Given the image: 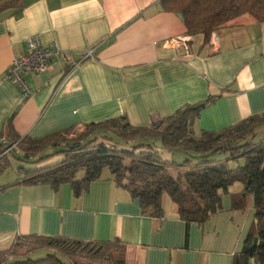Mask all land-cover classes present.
Instances as JSON below:
<instances>
[{
  "label": "crops",
  "instance_id": "1",
  "mask_svg": "<svg viewBox=\"0 0 264 264\" xmlns=\"http://www.w3.org/2000/svg\"><path fill=\"white\" fill-rule=\"evenodd\" d=\"M22 1L20 14L0 13V133L11 124L21 137H41L121 115L148 126L227 87L230 93L201 112L197 130L264 112V21L242 16L201 48L182 15L164 10L160 0ZM34 34L45 45L56 42L62 55L46 71L26 75L34 92L24 97L6 73ZM17 178L16 171L0 174V250L18 235H63L118 239L127 264H232L254 218L251 208L231 209L242 185L230 188L224 210L200 225L179 218L164 196L163 219L144 215L108 172L79 199L70 184L57 191L8 186Z\"/></svg>",
  "mask_w": 264,
  "mask_h": 264
},
{
  "label": "trees",
  "instance_id": "2",
  "mask_svg": "<svg viewBox=\"0 0 264 264\" xmlns=\"http://www.w3.org/2000/svg\"><path fill=\"white\" fill-rule=\"evenodd\" d=\"M164 10L179 12L188 35L209 44L212 34L242 17L264 21V0H160ZM22 0H0V13L20 14ZM230 87L197 103L186 104L148 126H135L126 116L85 124L84 133L68 135L76 128L41 137L19 136L9 124L0 133V174L12 167L9 155L34 164L17 167L11 185L46 184L57 191L70 184L77 199L94 181L108 172L115 184L138 199L142 213L165 217L163 196L177 205L179 218L203 225L224 210L223 198L240 183L232 197L233 210L254 211L251 228L232 264H264V112L220 129H196L201 112L227 93ZM11 120V119H10ZM16 144L8 148L3 138ZM49 152V153H48ZM181 152V161L173 156ZM127 264L125 248L118 240L86 241L63 235H18L0 250V264Z\"/></svg>",
  "mask_w": 264,
  "mask_h": 264
},
{
  "label": "built area",
  "instance_id": "3",
  "mask_svg": "<svg viewBox=\"0 0 264 264\" xmlns=\"http://www.w3.org/2000/svg\"><path fill=\"white\" fill-rule=\"evenodd\" d=\"M61 55L62 52L56 42L45 45L40 34L31 35L25 40V51L13 59L7 70V77L16 83L22 90L23 96L27 97L34 91L28 87L26 75L46 71ZM89 56H92V52L86 53L84 58ZM79 63L80 61H73L72 65L76 66ZM3 142L8 145L5 153H9L16 147V144L11 143L7 137L3 138Z\"/></svg>",
  "mask_w": 264,
  "mask_h": 264
},
{
  "label": "rangeland",
  "instance_id": "4",
  "mask_svg": "<svg viewBox=\"0 0 264 264\" xmlns=\"http://www.w3.org/2000/svg\"><path fill=\"white\" fill-rule=\"evenodd\" d=\"M86 129H85V126H82V127H76L69 135H68V138H75V137H77L78 135H80V134H82V133H84V131H85ZM259 132H261V134H263V132H264V130L263 129H261ZM15 155H17V156H21L22 155V152L21 151H19V149H18V147L16 146V148H15ZM49 153V152H48ZM177 153H179V154H175L174 156H173V158L175 159V160H179V161H181L182 159H183V157H184V154L183 153H181V152H177ZM9 157H10V161H11V163H12V167L8 170V174L11 176L12 175V173H14L16 170H17V167H19L20 165H23V166H28V167H30V166H32V165H34V164H31L30 162H28V161H21V160H18L17 158H15V156H12L11 154L9 155ZM239 185H241L240 183H236L234 186H233V188L231 187V189L232 190H234V189H236V187H238ZM164 199L167 201V200H169L172 204L174 203L172 200H171V198H170V196L168 195V194H164ZM81 263L82 264H99V263H94V262H90L89 260H81ZM252 264H254L253 262H252Z\"/></svg>",
  "mask_w": 264,
  "mask_h": 264
}]
</instances>
